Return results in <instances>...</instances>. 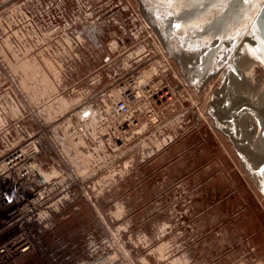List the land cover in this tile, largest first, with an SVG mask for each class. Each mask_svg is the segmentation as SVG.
<instances>
[{"label":"rangeland","instance_id":"rangeland-1","mask_svg":"<svg viewBox=\"0 0 264 264\" xmlns=\"http://www.w3.org/2000/svg\"><path fill=\"white\" fill-rule=\"evenodd\" d=\"M133 17L129 0H0V152L144 67L130 56ZM221 73L198 105L172 82L171 99L106 137L102 154L89 144L103 190L56 217L25 264H264V199L209 113ZM240 77L232 85L256 90L264 68Z\"/></svg>","mask_w":264,"mask_h":264},{"label":"built area","instance_id":"built-area-1","mask_svg":"<svg viewBox=\"0 0 264 264\" xmlns=\"http://www.w3.org/2000/svg\"><path fill=\"white\" fill-rule=\"evenodd\" d=\"M133 19L140 29H133L129 38L140 42L132 44L130 56H139L135 63L144 67L140 71L127 67L126 73L60 116L51 127H41L50 130L28 134L0 152V264H25L37 250L41 233L56 217L89 193L103 190L101 168L90 167L89 144L96 143L93 151L102 154L105 144L113 142L106 137L136 124L141 112L151 113L153 101L171 99L172 82L177 85L175 90L184 86L135 9ZM111 54L107 52L105 65L115 61Z\"/></svg>","mask_w":264,"mask_h":264},{"label":"water","instance_id":"water-1","mask_svg":"<svg viewBox=\"0 0 264 264\" xmlns=\"http://www.w3.org/2000/svg\"><path fill=\"white\" fill-rule=\"evenodd\" d=\"M129 1L197 105L219 72L243 75V58L264 68V0ZM221 78L209 113L264 197V82Z\"/></svg>","mask_w":264,"mask_h":264},{"label":"flooded vegetation","instance_id":"flooded-vegetation-1","mask_svg":"<svg viewBox=\"0 0 264 264\" xmlns=\"http://www.w3.org/2000/svg\"><path fill=\"white\" fill-rule=\"evenodd\" d=\"M114 14H116V13H114ZM118 20H120V22H121V24H122V26L124 25H126V22H125V20H124V17H123V15H121V17H118ZM84 32V31H83ZM97 33L98 34H102V29H98L97 30ZM81 34H83V33H81ZM87 37L93 42V43H95L96 44V46H102L103 47V44H102V42H100L99 41V39H98V37H97V35L95 34V31H93V30H90V32H88V34H87ZM252 62V61H251ZM252 64V66L251 67H249V71H248V73L250 74L251 73V71H253V68H254V65H253V63H251ZM242 66H243V68L245 67L243 64H242ZM245 69V68H244ZM223 75H221V77H228L229 75L231 76V77H234V78H239L240 77V75L238 74H236L232 69H229L228 71H226V72H223L222 73ZM222 79V78H221ZM234 88H236V87H234Z\"/></svg>","mask_w":264,"mask_h":264},{"label":"bare ground","instance_id":"bare-ground-1","mask_svg":"<svg viewBox=\"0 0 264 264\" xmlns=\"http://www.w3.org/2000/svg\"><path fill=\"white\" fill-rule=\"evenodd\" d=\"M250 58V57H249ZM250 60H251V58H250ZM249 59H246V58H243L242 59V64L245 66L244 68H245V72L246 73H248V69H249V67H251L252 66V62L250 61ZM251 81V80H250ZM246 82V81H245ZM16 161H18V157H17V160Z\"/></svg>","mask_w":264,"mask_h":264},{"label":"snow or ice","instance_id":"snow-or-ice-1","mask_svg":"<svg viewBox=\"0 0 264 264\" xmlns=\"http://www.w3.org/2000/svg\"><path fill=\"white\" fill-rule=\"evenodd\" d=\"M168 2H171V0H168ZM221 2L223 3V2H225V0H221ZM246 2H247V0H246ZM177 27H179V25H177Z\"/></svg>","mask_w":264,"mask_h":264},{"label":"crops","instance_id":"crops-1","mask_svg":"<svg viewBox=\"0 0 264 264\" xmlns=\"http://www.w3.org/2000/svg\"><path fill=\"white\" fill-rule=\"evenodd\" d=\"M147 152V151H146ZM148 154V153H147ZM143 158H145V156L143 157ZM150 158V157H149Z\"/></svg>","mask_w":264,"mask_h":264}]
</instances>
